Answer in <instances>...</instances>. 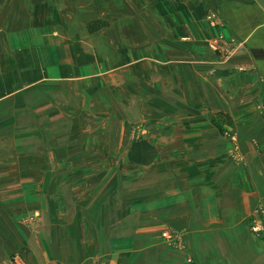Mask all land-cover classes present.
<instances>
[{
  "label": "rangeland",
  "instance_id": "374dc122",
  "mask_svg": "<svg viewBox=\"0 0 264 264\" xmlns=\"http://www.w3.org/2000/svg\"><path fill=\"white\" fill-rule=\"evenodd\" d=\"M233 2L226 0L227 5ZM15 4L20 5L18 9ZM145 4L149 3L0 0V197L6 198L0 199V228L6 226L8 232L20 235L32 231L41 250L59 264H264V207L260 199L254 212L239 211L237 202L226 214L232 216L230 220L218 215V219H205L213 230L206 235L193 228L191 234L186 225H136L132 232L114 235H109L114 228L99 227L95 211L101 212L104 206L102 212L107 213L105 205L110 203L105 202L111 196L136 198L161 189L153 182L160 173L157 140H149L160 128L142 121V110L132 107L136 100H144L135 97L142 92L136 91L133 97L128 88L129 70H134L130 67L135 64L137 70L138 61L145 57L143 53L124 57L130 51L126 50L129 37L146 29L135 25L141 15L136 10ZM241 42L231 36L226 51ZM47 53L66 57L67 70L56 77V86L48 87ZM156 79L152 76V84ZM88 84L90 95L86 96L83 88ZM104 93L106 103H102ZM166 94L170 103L177 93ZM82 102H86L84 106ZM118 117L124 121L117 125L119 134L125 136L122 141L111 139L109 132ZM163 118L168 130L182 123L174 122L173 113H165ZM200 128L221 132L216 146L230 142L232 160L238 162V139L233 133L228 135L232 126L224 128L216 122L203 123ZM136 140L151 141L149 162L130 160L131 145ZM168 140L163 137L159 142ZM120 143L123 147L119 148ZM218 158L216 154L214 159ZM247 176L249 180V172ZM256 189L252 186L246 190ZM235 191L232 188V193ZM112 204L116 207L121 202ZM32 214L37 218L28 223ZM256 220L262 222L261 230L251 227ZM44 228L48 234L40 231ZM16 251L30 264L24 247Z\"/></svg>",
  "mask_w": 264,
  "mask_h": 264
},
{
  "label": "crops",
  "instance_id": "0c3cea01",
  "mask_svg": "<svg viewBox=\"0 0 264 264\" xmlns=\"http://www.w3.org/2000/svg\"><path fill=\"white\" fill-rule=\"evenodd\" d=\"M137 1L149 3L136 10L141 15L135 25L146 29L141 35L129 37L126 50L130 48V54L127 52L124 57H139L140 53L145 57L138 61L137 70L135 64L130 67L134 70H129L128 88L133 97L136 91L142 92L139 98L135 97L144 100L132 104L134 109L142 110V121L160 128L148 139L157 140L154 143L160 173L153 182L161 189L149 190L148 195L136 198L121 195L111 199V196L105 202L110 203L105 205L107 213L102 212L104 206L101 212L95 211L96 216L99 214L98 224L114 228L109 235L127 234L136 225H186L189 231L193 228L196 233L206 235L213 230L204 220L218 219L217 215L230 220L232 216L226 214L235 209L237 202L242 212H254L259 199L263 200L264 207V0H234L228 5L226 0ZM19 6L15 4V8ZM211 9L219 12L214 22L206 18ZM184 26L189 29L184 30ZM231 36H237L242 42L226 51ZM212 40L217 43V49L211 47ZM60 57L63 56L46 55L48 87L56 86V77L67 70L66 57ZM40 76L38 73L37 78ZM152 76L157 77L153 84ZM89 85L83 88L86 96L90 93ZM166 91L177 93L173 102H167L170 97ZM106 98L104 93L102 103H106ZM165 113L175 114L174 122L180 120L181 125L177 122L175 129H166ZM216 122L224 128L232 126L233 132L229 130L228 135L233 133L239 142L237 163L232 160L230 142L216 146L215 139L222 138L221 132L200 128L203 123ZM118 123H124L123 118L116 119V126L109 130L110 137L122 141L125 136L119 134ZM163 137L169 140L160 143ZM188 140L193 142L187 143ZM121 144L119 148L123 147ZM216 154L218 159H214ZM187 155L190 157L184 158ZM247 172L251 176L249 180ZM252 186L257 189L246 190ZM232 188L236 190L234 193ZM115 202L121 204L115 207L112 204ZM112 211L115 215H111ZM261 212L264 216V208ZM257 213L255 217L260 218ZM123 217L127 219L122 220ZM89 224L93 226L92 221ZM44 230L40 231L48 234ZM113 230L120 232L113 233ZM19 235L17 231L8 232L6 226L0 228V261L24 247L30 264H59L41 250L32 231L25 230ZM188 239L193 241L191 237ZM25 243L29 244V250Z\"/></svg>",
  "mask_w": 264,
  "mask_h": 264
},
{
  "label": "built area",
  "instance_id": "2783aa9c",
  "mask_svg": "<svg viewBox=\"0 0 264 264\" xmlns=\"http://www.w3.org/2000/svg\"><path fill=\"white\" fill-rule=\"evenodd\" d=\"M207 16L211 22H214L218 17V13H217V11L211 9L208 12ZM210 45L213 49H217V43L214 40L210 41ZM227 50H229V49H227ZM36 215L37 214L30 215L28 217V223H33L34 220L37 218ZM251 227L254 230H261L263 225H262V222L260 220H256L251 224ZM0 264H27V262H26L24 256L22 255V253L20 251H16L11 256H9L8 259L0 261Z\"/></svg>",
  "mask_w": 264,
  "mask_h": 264
},
{
  "label": "trees",
  "instance_id": "16d2710c",
  "mask_svg": "<svg viewBox=\"0 0 264 264\" xmlns=\"http://www.w3.org/2000/svg\"><path fill=\"white\" fill-rule=\"evenodd\" d=\"M152 144L147 140H136L131 145L129 152L130 160L139 163L149 162L151 156L148 154V149L152 148Z\"/></svg>",
  "mask_w": 264,
  "mask_h": 264
}]
</instances>
